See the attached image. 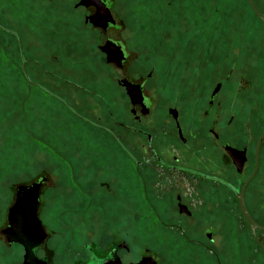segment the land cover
<instances>
[{
	"label": "rangeland",
	"instance_id": "rangeland-1",
	"mask_svg": "<svg viewBox=\"0 0 264 264\" xmlns=\"http://www.w3.org/2000/svg\"><path fill=\"white\" fill-rule=\"evenodd\" d=\"M112 1L120 28L104 31L86 22L94 8L79 6V0H0V25L20 35L29 78L46 87L26 80L17 44L0 31V229L15 185L45 175L39 216L48 235L39 255L48 254L49 264H74L84 258L86 244L101 251L124 236L135 252H164L167 264H202L194 260L200 251L187 239L189 227L185 238L175 225L152 220L155 212L165 221L169 209L148 168L136 166L108 132L109 113L124 122L129 117L98 44L106 38L125 43L127 76L153 69L151 92L158 103L161 61L200 60L201 73L212 74L213 63L212 79L224 82L221 96L236 101L233 111L243 104V117H254L261 94L264 116V23L245 0ZM255 2L264 14V0ZM37 69L43 72L39 79ZM243 120L231 126L236 135ZM249 201L255 203L251 195ZM240 229L216 225L223 264L243 246ZM21 253L0 233V264H21Z\"/></svg>",
	"mask_w": 264,
	"mask_h": 264
},
{
	"label": "flooded vegetation",
	"instance_id": "flooded-vegetation-1",
	"mask_svg": "<svg viewBox=\"0 0 264 264\" xmlns=\"http://www.w3.org/2000/svg\"><path fill=\"white\" fill-rule=\"evenodd\" d=\"M102 1H105L116 24H108L105 28L94 26L89 16L96 13L95 6L79 5L84 8H94L93 14L86 16V22L92 24L93 28L104 31L110 28L119 29L120 25L111 11L113 1ZM107 41L121 46L124 59L120 64L107 61L106 53L101 50ZM98 48L104 54L106 64L110 66L115 79L114 84L122 90L127 100L129 121H121L116 113H109L112 125L108 128V132L111 131L110 135L116 144H124L127 147L129 156H133L132 160L135 161L136 166L148 168L149 175L147 176L154 183V190L164 199L165 206L169 209L167 213L165 212L168 216L165 221L155 212L152 220L175 225L180 230V235L185 238L188 235L187 227H189L191 236L187 239L192 241L200 251L194 260L202 264H223L222 255L215 248L218 244L215 238L216 225L240 226L242 229L236 235L239 236L238 240L244 243L239 250L227 254L230 256L229 264H263L264 229H256L259 241L257 242L241 213L236 195L255 167L257 140L264 129L262 95L260 94L257 99L258 104H256L254 117L248 114L245 118L243 117L246 112L245 105L241 104L233 111L236 101H231L229 94L223 93L224 97L221 96L222 90L225 91L224 82H216L212 79L215 75L213 63L208 64L210 66L208 70L213 72L210 74L209 72L201 73L205 67L202 68L200 63H196L200 60H163L161 61L163 73L160 84L158 83L161 98L158 103L151 92L152 89L156 90L154 83L150 81L153 77V69L144 72L143 75L138 70L132 75L130 73V76L125 74L128 52L122 40L106 38L102 44H98ZM34 74L39 79L43 72L37 69ZM50 75L58 76L54 72ZM123 81L137 86L133 94L134 101L122 85ZM31 84L39 89L41 86L45 87L38 82L32 81ZM137 90L140 91L142 98ZM238 117L244 119L239 124L240 135H236V132L231 130V126ZM228 148L237 150L238 153L244 152L240 170L235 159L228 152ZM263 149L264 139L257 151V170L244 191L245 205L252 219L262 227H264V216H262L264 205ZM41 177L44 176L34 181ZM48 180L47 178L45 183ZM32 182L19 184L28 185ZM45 183L42 184L39 193L38 218L40 220L41 191ZM17 185L14 187L13 202ZM250 195L255 199V203L249 201ZM8 209L5 227L8 224ZM152 209L155 210V204H152ZM41 223L44 228L42 220ZM4 228L0 229V233L4 236L8 246L15 244L20 248L22 264L24 248L18 243L9 244L6 236L1 232ZM127 231L130 232L129 227ZM130 233L134 236L133 230ZM46 235H48L47 232ZM46 240L47 237L36 250V256L49 264L48 254L39 255V250ZM248 240H250L249 245L252 246L249 249ZM83 251H85L83 252L84 258L79 257L74 264H110V262L137 264L143 259H146V263L149 264H167L168 262L164 252L160 253L156 249L144 248L135 252L133 245L125 236L111 242L104 250H95L86 244ZM209 255L213 262L208 260ZM205 258L208 260L207 263H205Z\"/></svg>",
	"mask_w": 264,
	"mask_h": 264
},
{
	"label": "water",
	"instance_id": "water-1",
	"mask_svg": "<svg viewBox=\"0 0 264 264\" xmlns=\"http://www.w3.org/2000/svg\"><path fill=\"white\" fill-rule=\"evenodd\" d=\"M254 12V14L264 23V14L258 9L256 4L253 0H246ZM78 5L83 6H90L93 5L96 8V13L89 16L90 22L94 26H100V27H107L108 24H116L115 21L111 17V13L109 11V8L105 5V1L102 0H80L78 2ZM0 28L12 33L15 35L19 42V50H20V56L22 60V70L24 72V75L29 83H32L30 80L26 69L25 64L26 60L23 55L22 51V45H21V39L18 36V34L14 31H11L7 28H3L0 25ZM121 46L116 45L112 41H107L106 44L101 47V50L106 53L107 55V61L108 62H116L121 63V61L124 59V53L123 50H121ZM122 85L126 88V91L130 98L133 100V94L134 90H136L137 86L133 85L130 82L123 81ZM137 92L140 95V91L137 90ZM140 98L141 95H140ZM134 101V100H133ZM264 139V129L262 134L257 140V146L255 150V167L252 172V174L247 178L244 185L242 186L241 190L237 192V199L239 203V208L241 210V213L245 220L247 221V224L257 242V236H256V229L264 227L258 225L251 217L244 201V191L246 188V185L251 180L257 170V164H258V150L261 144V141ZM228 152L231 153L232 157L235 159L238 168L240 170V165L242 164L244 160V152L238 153L237 150L228 148ZM47 181V178L41 177L40 179L28 184H18L16 186V195L15 200L13 204L8 209V224L7 226L2 229V233L6 236V240L9 244L11 243H18L23 246L24 248V255H23V263L22 264H46L44 261L39 259L36 256V250L42 243L44 242L45 238L47 237L46 232L42 226L41 220L38 218V205H39V193L40 188L43 183ZM147 260L143 259L141 262L137 264H149L146 263ZM110 264H118L114 262H110ZM152 264V263H151Z\"/></svg>",
	"mask_w": 264,
	"mask_h": 264
},
{
	"label": "trees",
	"instance_id": "trees-1",
	"mask_svg": "<svg viewBox=\"0 0 264 264\" xmlns=\"http://www.w3.org/2000/svg\"><path fill=\"white\" fill-rule=\"evenodd\" d=\"M246 1V0H245ZM254 1V3H256L255 2V0H253ZM247 2V1H246ZM247 4H248V2H247ZM256 5H257V3H256ZM248 6H249V4H248ZM249 8H250V6H249ZM251 9V8H250ZM251 11H252V9H251ZM253 12V11H252ZM253 14H254V12H253ZM255 15V14H254ZM256 16V15H255ZM257 17V16H256ZM257 19H259L258 17H257ZM260 20V19H259ZM261 21V20H260ZM262 22V21H261ZM1 26L3 27V28H7V29H10V28H8V27H5L4 25H2L1 24ZM0 31L1 32H3V33H5V34H7V35H9L11 38H12V40L15 42V44H17V46H18V51H19V54H20V50H19V42H18V39H17V37L15 36V35H13L12 33H9V32H7V31H5V30H3V29H1L0 28ZM16 32V31H15ZM17 33V32H16ZM18 34V33H17ZM18 36L20 37V35L18 34ZM22 45V44H21ZM22 51H23V49H22ZM21 62H22V60H21ZM22 65V64H21ZM26 65H27V60H26ZM21 69H22V66H21ZM25 69H26V72H27V68H26V66H25ZM22 72H23V70H22ZM28 74V73H27ZM23 75H24V72H23ZM29 76V75H28ZM24 77H25V75H24ZM26 78V77H25ZM27 80V79H26ZM28 81V80H27Z\"/></svg>",
	"mask_w": 264,
	"mask_h": 264
}]
</instances>
